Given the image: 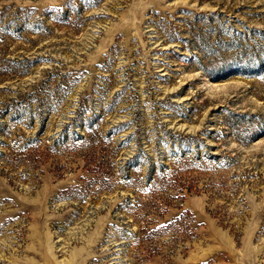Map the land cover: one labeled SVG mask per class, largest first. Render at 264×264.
Masks as SVG:
<instances>
[{"label": "rangeland", "instance_id": "1", "mask_svg": "<svg viewBox=\"0 0 264 264\" xmlns=\"http://www.w3.org/2000/svg\"><path fill=\"white\" fill-rule=\"evenodd\" d=\"M0 264H264V0H0Z\"/></svg>", "mask_w": 264, "mask_h": 264}]
</instances>
